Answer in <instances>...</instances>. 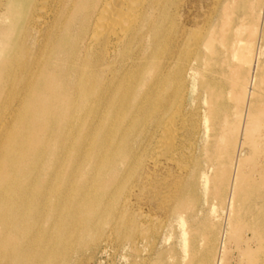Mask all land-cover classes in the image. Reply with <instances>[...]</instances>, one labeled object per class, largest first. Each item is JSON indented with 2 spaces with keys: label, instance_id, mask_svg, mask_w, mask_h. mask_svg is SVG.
I'll return each mask as SVG.
<instances>
[{
  "label": "bare ground",
  "instance_id": "obj_1",
  "mask_svg": "<svg viewBox=\"0 0 264 264\" xmlns=\"http://www.w3.org/2000/svg\"><path fill=\"white\" fill-rule=\"evenodd\" d=\"M178 1L0 0V264H81L108 229V238L125 230L129 236L132 197L146 171L159 168L161 152L169 154L180 141L176 122L192 88L191 102L203 105L197 117L209 126L204 151L214 152L217 164L208 184L212 198L249 201L245 178L230 183L243 178L239 169L249 158H241L239 148L233 160L228 150L239 139L252 154L260 150L262 100L249 113L245 106L262 82L252 78L253 91L231 119L225 88L216 85L221 78L238 86L227 57L232 50L235 58L241 45L213 38L191 52L182 36L165 28ZM240 1L226 2L225 9ZM217 45L227 57L203 76L207 55L220 56ZM263 55L252 50L253 71ZM195 128L199 145L203 132ZM227 159L237 163L238 176L225 168ZM198 170L193 166L186 177L195 181ZM173 197L180 200L182 191ZM256 218L264 238L262 209ZM188 228L198 230L199 220ZM208 254L193 246L188 264H211Z\"/></svg>",
  "mask_w": 264,
  "mask_h": 264
},
{
  "label": "rangeland",
  "instance_id": "obj_2",
  "mask_svg": "<svg viewBox=\"0 0 264 264\" xmlns=\"http://www.w3.org/2000/svg\"><path fill=\"white\" fill-rule=\"evenodd\" d=\"M232 1L179 0L177 5L171 7L170 20L165 22V28L171 37L182 36L183 45L188 44L191 52L198 44L202 47L203 43L213 38L220 42V39L229 37L233 38L234 44L241 45L235 58L232 50L227 57L223 46L217 45L220 56L212 60L207 55L201 64L203 76L218 70L220 61L226 57L232 65L235 64L237 74L234 80L238 86L233 89L227 79L221 78L217 79L219 84L216 86L225 88L227 97L224 102L230 103L231 119L234 116L238 119L237 111H241L247 93L254 89L251 83L253 77H257L262 83L255 88V96L247 97L249 101L245 106L246 113L252 111V105L257 99L262 100L261 110L264 113V55L259 70L253 71L251 63L254 48L257 47L264 53V0H250V6H246L243 0L234 8L225 9L226 2ZM173 26L176 27L175 30H171ZM242 26L245 30L239 37L235 32ZM243 48L245 52H242ZM204 50L206 53L205 48ZM184 64L187 66L189 61ZM194 94L193 88L187 92V111L176 122L180 141L169 154L161 152L159 168L155 173L153 167L146 171L147 177L132 197L135 203L131 210L134 226L127 229H131L130 235L124 238L127 235L125 230L122 235L108 238V229L95 247L86 249L87 256L81 264H188L187 250L193 246L208 249L209 254L206 256L211 264H264V238L260 237L258 228L254 226V222H258V209H262L264 219V200L261 198L264 194V131L260 136L262 139L258 138L261 147L256 154H252L250 144L245 139H239L228 150L233 160L238 157L239 148L243 149L240 157L249 158L239 169L243 178H237V181L236 178L230 179L231 184L248 182L249 201L241 204L238 200L235 203L232 201V194L231 198L214 200L208 184L209 178L216 174L217 164L212 158L214 152L207 154L204 151V133L209 126L207 121L200 122L197 117L199 112L203 113V105L201 102H191ZM231 96L235 98L231 99ZM194 127L196 132L199 129L203 132L199 145H196L199 135H195ZM217 141L219 139L215 143ZM181 142L182 145L179 146ZM209 157L213 166L209 163ZM233 160L227 159L225 168L229 167L234 176H238L237 163L233 164ZM193 166L199 169L195 181L186 177L190 175L189 171ZM128 187L131 188L132 184ZM175 191H182L180 200L173 197ZM182 201L184 209L181 207ZM194 219L199 220L198 230L188 228ZM185 230H192L194 233L184 235ZM221 233L224 235L223 239H220ZM248 248L251 249L248 255H243Z\"/></svg>",
  "mask_w": 264,
  "mask_h": 264
}]
</instances>
